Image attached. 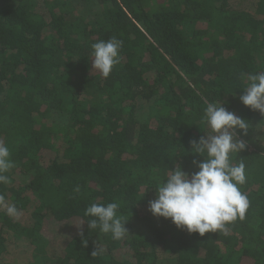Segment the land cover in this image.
Wrapping results in <instances>:
<instances>
[{
    "label": "trees",
    "instance_id": "16d2710c",
    "mask_svg": "<svg viewBox=\"0 0 264 264\" xmlns=\"http://www.w3.org/2000/svg\"><path fill=\"white\" fill-rule=\"evenodd\" d=\"M4 4L0 141L14 167L0 195L21 215L0 211V264H11L8 233L33 248L30 264H158L162 252L175 264H264V143L255 137L264 116L240 100L247 75L264 72V0L251 10L230 0ZM112 37L120 62L105 79L92 72L91 46ZM219 102L249 126L237 130L246 149L231 156L245 165L249 208L227 234L200 236L153 216L149 201L171 169L198 170L190 141L206 135L204 110ZM109 202L127 220L124 239L75 225L90 204ZM50 223L58 235L72 229L56 258L46 252Z\"/></svg>",
    "mask_w": 264,
    "mask_h": 264
},
{
    "label": "clouds",
    "instance_id": "9594fccd",
    "mask_svg": "<svg viewBox=\"0 0 264 264\" xmlns=\"http://www.w3.org/2000/svg\"><path fill=\"white\" fill-rule=\"evenodd\" d=\"M91 47L92 72L107 79L120 62L122 41L112 37L95 42ZM247 81L240 100L244 106L264 116V72L248 74ZM203 119L209 131L199 140L190 141L192 154L203 157L200 161L193 160L198 170L190 174L181 167L171 169L166 180L156 188V198L149 201V211L153 216L171 219L178 229L190 234H227V226L238 218L243 220L249 208L248 197L240 190L246 182L245 165L242 161L236 165L231 162L233 154L247 147L237 130L247 135L249 126L245 119L228 111L220 102L208 103ZM10 156L9 147L0 141V184L9 183L7 173L14 167ZM75 191L79 192V187ZM119 209L117 202L92 203L84 212L88 219L75 225L79 228L87 221L90 231L99 229L120 241L129 232L125 227L127 220L118 215ZM0 211L12 218L21 215L17 206L9 204L3 195H0ZM102 251L95 248L91 255L95 257Z\"/></svg>",
    "mask_w": 264,
    "mask_h": 264
},
{
    "label": "rangeland",
    "instance_id": "374dc122",
    "mask_svg": "<svg viewBox=\"0 0 264 264\" xmlns=\"http://www.w3.org/2000/svg\"><path fill=\"white\" fill-rule=\"evenodd\" d=\"M255 1L256 0H230V5L234 9L251 10L253 8ZM0 2L5 3L4 4L5 6L8 5L7 0H0ZM91 8H92L91 12L93 13L94 12L93 10L96 8V6L91 5ZM56 120L60 123L59 118H56ZM255 126H256L255 129L256 139L264 143L263 130L260 128L259 124H256ZM45 157L46 156L44 155L43 158ZM31 206H32V200L31 202L28 203L29 210ZM56 230H57V226L56 225L54 226L51 223L48 227L46 225L44 228V231L46 232V235L49 237L48 239L50 240L48 246L46 247L47 251L46 250L45 251L49 256L55 258L62 256L64 254V251L68 245L67 243L69 242V237L67 235L69 232L70 234H72V229L68 225L60 229L59 232L60 235L55 233ZM7 240H8V252L4 256L5 260L11 264H30L33 248L28 246L27 243L24 241V239H15L13 235L9 233L7 235ZM158 264H175V263L172 256H170L166 252L165 253L162 252L158 259Z\"/></svg>",
    "mask_w": 264,
    "mask_h": 264
}]
</instances>
